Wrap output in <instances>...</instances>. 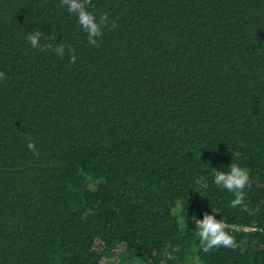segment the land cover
<instances>
[{
  "label": "trees",
  "instance_id": "obj_1",
  "mask_svg": "<svg viewBox=\"0 0 264 264\" xmlns=\"http://www.w3.org/2000/svg\"><path fill=\"white\" fill-rule=\"evenodd\" d=\"M88 10L118 25L99 48L60 0H0V264H264V0ZM205 212L247 243L203 252Z\"/></svg>",
  "mask_w": 264,
  "mask_h": 264
},
{
  "label": "clouds",
  "instance_id": "obj_2",
  "mask_svg": "<svg viewBox=\"0 0 264 264\" xmlns=\"http://www.w3.org/2000/svg\"><path fill=\"white\" fill-rule=\"evenodd\" d=\"M92 0H60V5L65 7L67 12L76 17L77 23L81 27L82 31L87 36V41L92 47L99 48L100 43L98 38L102 37L104 30L115 29L118 25L115 21H110L107 13H104L97 18L92 12L88 10ZM41 31L29 32L25 39L30 43L33 49L39 51L52 50L54 54L61 59L65 56V50L70 54L69 62L75 63L76 55L75 50L71 46H66L63 43H56L55 46L51 43L41 44ZM55 40V37H53ZM6 78V74L0 71V80ZM25 139L28 141L27 148L34 154L38 155V151L35 147V143L32 138L25 135ZM229 171H215L213 174L212 182L228 192L233 193L235 198L231 201L232 207L243 205L245 192L244 190L251 187L250 176L246 169L241 168L237 163H231ZM244 211H248L247 207H244ZM214 213H217L213 210ZM195 223L196 236L198 238L201 250L205 253L211 252L213 249L228 248L236 250L241 248L247 241L237 242L235 237L226 230L227 226L221 219H216L214 214L204 213L203 219H197L192 217Z\"/></svg>",
  "mask_w": 264,
  "mask_h": 264
}]
</instances>
